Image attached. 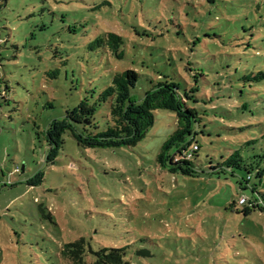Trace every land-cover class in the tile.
<instances>
[{"label":"rangeland","instance_id":"1","mask_svg":"<svg viewBox=\"0 0 264 264\" xmlns=\"http://www.w3.org/2000/svg\"><path fill=\"white\" fill-rule=\"evenodd\" d=\"M104 31L123 37L117 51L94 42ZM0 63V264H72L62 248L81 237L125 247L132 264H264V210L239 203L250 186L264 193V0H0ZM127 69L138 100L160 81L189 93L197 167L243 166L167 171L157 158L177 116L164 108L135 146L66 134L49 161L48 124L88 98L107 129L99 96Z\"/></svg>","mask_w":264,"mask_h":264},{"label":"trees","instance_id":"2","mask_svg":"<svg viewBox=\"0 0 264 264\" xmlns=\"http://www.w3.org/2000/svg\"><path fill=\"white\" fill-rule=\"evenodd\" d=\"M123 41L121 35L104 31L94 42L108 44L111 49L117 51ZM139 78L140 74L135 69L117 72L113 75L111 83L100 93V101L110 102V121L105 130H100L95 120L98 102H90L88 98L81 100L77 107L67 110L65 117L53 119L45 131L50 146L48 160L54 161L57 158L66 142V134L73 136L82 148L135 146L153 125L154 110L164 108L173 111L177 116V128L165 141L157 158L159 164L167 171L197 177L201 174H220L222 171L232 170L233 166H243L241 158L231 157L223 164L211 166L208 171L197 167L194 159L199 149L194 151L193 143L197 141L194 128L200 122V114L196 107L190 105L189 93L180 91L173 81H160L153 83L152 87L145 91L143 98L138 100L133 96L132 90ZM256 78H264V74ZM8 90L9 86L0 74V99H6ZM244 167L248 172L255 169L253 164ZM256 171L257 175H262L259 167ZM250 179L249 175L245 178V183L240 181L241 186L249 187ZM42 181L43 173L40 172L28 180V184L36 186ZM250 189L252 196L245 197V202L239 203L250 202L253 207L264 210V193L255 186H250ZM40 208L46 216L44 206L41 205ZM47 216L52 218L51 214ZM91 254L93 257L89 262L87 258ZM62 255L71 260L72 264H132V260L126 258L125 247H103L94 251L84 237L64 244Z\"/></svg>","mask_w":264,"mask_h":264},{"label":"built area","instance_id":"3","mask_svg":"<svg viewBox=\"0 0 264 264\" xmlns=\"http://www.w3.org/2000/svg\"><path fill=\"white\" fill-rule=\"evenodd\" d=\"M199 149V145H198V143H197V141H195L194 143H193V150L194 151H197ZM245 202V197H242L241 199H240V203H244Z\"/></svg>","mask_w":264,"mask_h":264}]
</instances>
